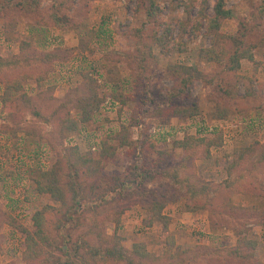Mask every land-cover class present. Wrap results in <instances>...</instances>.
I'll use <instances>...</instances> for the list:
<instances>
[{"label": "rangeland", "instance_id": "374dc122", "mask_svg": "<svg viewBox=\"0 0 264 264\" xmlns=\"http://www.w3.org/2000/svg\"><path fill=\"white\" fill-rule=\"evenodd\" d=\"M36 1L40 8L35 7L33 12L32 8L14 6L19 2L14 0V8L0 17V94L5 80L36 75V59L43 61L45 53L64 56L61 61H52L41 85L26 77L23 87L31 101L24 102L20 92L12 96L13 104L4 105L1 100L0 264H65L67 258L58 255H73L80 238L98 245L92 233L87 234L89 230L117 237L131 254L135 246L141 245L149 255L147 264H264V228L256 223L264 220V0H226L233 17L222 21L221 32L231 37L245 34L247 44L255 45L253 60L241 61L238 74L227 70L223 63L200 57V52L211 48L207 18L213 15L217 0ZM151 2L156 16L148 18L143 9H149ZM52 15H66L65 27L53 26ZM154 34L165 38L157 42L150 39ZM226 44L234 48L230 41ZM49 60L45 58L47 62L40 65L47 69ZM141 64L143 71L137 67ZM178 66L186 67L193 79L191 98L197 102L200 115L190 120L173 119L176 122L148 115L141 121L142 131H124L132 105L122 107L113 95L132 92L140 105L149 97L154 104H162L166 91L177 85L174 74ZM138 73L141 87L136 89L134 75ZM235 75L255 83L240 84L236 98L226 101L220 86H233ZM94 88L100 108L82 124L76 100ZM108 98L117 105L108 106ZM217 103L218 109H231L220 122L213 119ZM163 125L185 133L148 132L153 126ZM211 125L217 130L206 133L205 127ZM195 128L201 129V135L194 133ZM192 134L203 137L204 143L192 142L186 149L173 146ZM125 136L131 140L147 136L160 156L153 149L128 156L127 148L120 146ZM218 136L223 144L211 147L219 142ZM104 139L114 146V157L105 167L108 173H123L133 162L140 168L161 157L162 165L177 175V182L162 177L144 184L147 188L171 187V191L181 194L163 210L171 219L166 231L159 222L151 227L143 224L142 196L127 189L109 204L81 213L82 227L58 231L70 198L64 188L63 199L57 193L54 199L45 192L50 187L45 175L54 166L65 169L73 148L85 154ZM239 148L248 149V156L241 165L227 170L229 156ZM80 178L84 190L93 184L89 176ZM200 203L212 204V216L208 210H200ZM234 204L249 210L232 211L229 208ZM191 207L199 209L190 212ZM251 207L257 208L255 213ZM113 210H122L117 227L110 222ZM38 213H45L44 217L33 220ZM34 221L40 222L45 233L44 239L36 238L37 248L30 247L32 242L26 240L27 233L34 230ZM96 264L126 262L98 260Z\"/></svg>", "mask_w": 264, "mask_h": 264}, {"label": "trees", "instance_id": "16d2710c", "mask_svg": "<svg viewBox=\"0 0 264 264\" xmlns=\"http://www.w3.org/2000/svg\"><path fill=\"white\" fill-rule=\"evenodd\" d=\"M14 0H0V17H5L8 11H11L14 7ZM226 0H217L214 5V13L211 17L207 18V36L211 37V48L207 50H203L200 52V57L215 63H223L226 66V69L230 72H237L240 69V62L243 60L252 61L253 55L251 53L252 49L255 48V45H248L247 42L243 39L244 36L240 35L239 37H231L227 34L221 32L222 21L225 19H230L233 17L232 12L226 8ZM14 6H23L27 8H32L34 12L35 7L40 8V3L36 0H19V2H15ZM149 9H143L148 13V18H152L156 16V12L153 10V2L150 3ZM154 11V12H153ZM66 17V15L64 16ZM64 17L59 15V17L52 15V20L54 21L53 26H57L59 28L65 27L67 24V20ZM52 21V22H53ZM7 32V30H6ZM140 35V31L136 32ZM140 33V34H139ZM165 36L157 37L155 34L150 37L157 42H162ZM230 41V45L232 47H226V43ZM229 45V46H230ZM64 56V55H63ZM60 53H45L44 59L41 61L40 59H36L37 61V73L27 74L25 76H14L11 77L8 81H4L3 84V94L1 96V100L4 102V105L8 103H14L12 101L14 93L20 92V98L23 99L24 102L31 101L32 98L29 97L24 91V82H26L27 78H34L33 80L39 85L43 79L47 76L48 71L52 68V63L54 61L62 60ZM48 68H43L40 64H44L45 58H49ZM138 58V57H137ZM53 61V62H52ZM143 63V60L139 61ZM139 70H142L141 66H137ZM186 67L178 66L176 67L174 78L177 80V85L171 89L166 91V96L161 104H154L153 99H147V101H142V105L137 103V99L134 98V94L132 92L128 93H115L113 98L120 103V105H132L131 113L129 115V124L127 127H123V130H129L131 127L138 126L144 116L157 115L159 117H165L170 119H194L198 115H200V108L194 100L191 98V84L192 77L187 74ZM143 71V70H142ZM141 71V73H142ZM134 75V79H136L135 83H138L139 74ZM238 74V73H236ZM173 75V73H172ZM232 82V81H231ZM253 83L252 79L246 78L242 75H235L233 86L223 88V85L220 86V91L225 96L226 101H233L236 98L239 85L247 86L249 83ZM136 85V84H135ZM137 87H141V83L136 85ZM135 89V87H134ZM132 91V90H131ZM89 94H86L82 98L76 100V108L79 111V122L85 124L89 122L90 119L97 113L99 110V98L96 89H91ZM145 95H147V90L144 89L142 91ZM135 93V92H134ZM48 100L53 99V97L47 96ZM219 103L215 104V110L217 111V115L214 116V120L223 121L224 118L230 114V108H222L218 109ZM16 109V107L14 106ZM77 123V121H75ZM74 123L73 127L76 128V124ZM18 130L20 129L19 125H16ZM23 131V130H21ZM146 132V131H145ZM147 133V132H146ZM147 136L150 135L147 133ZM147 136L142 140H131L128 137H123L121 140L120 146H125L128 150V156H133L136 153L145 154L149 150L157 152L160 156L161 152L156 150V144L148 140ZM221 136V135H220ZM218 136V137H220ZM205 137V136H204ZM201 141L204 143L203 137H197L195 135L184 136L181 141L174 142L173 146L179 148L182 147L186 149L190 143ZM206 143V142H205ZM193 144V143H192ZM209 146V143H206ZM222 144V138L220 137L219 142L212 144L211 147H220ZM155 145V147H154ZM148 149V150H147ZM147 150V151H146ZM249 150L246 148L235 149L234 153L229 156V162L227 170L231 168H235L243 163L244 157L248 156ZM72 158H67L65 162V169H58L54 166L49 173L45 176H48V181L50 187H46L45 192H48L52 198H56V193L60 198H64L61 194L62 189L64 188L66 192H68L70 198V205L67 206L66 210L62 213V221L57 226L59 232H63L66 229H78L82 227L84 223L80 224L79 215L83 213L86 209L90 210L94 208V206H99L103 203L109 204L110 201H114L117 196H121V192H124L127 189L129 192H135L142 196V209L145 211V220L143 221L146 227H151L154 222H159L163 229L166 231L168 223L170 222V217L164 214L163 210L168 203L176 202V200L181 197L180 192L175 190L171 191V187H165L163 185H155L153 187H144L146 183H154L156 179H160L162 177H170L173 182L179 181L177 175L171 174L169 169H166L162 165L161 157L157 158L155 161L151 162L149 165H145L139 168L137 163L133 162L129 165L126 170L122 172L114 171L112 173L106 172V164L110 162L114 157V146L110 145L107 140H102L96 147V150L89 151L85 154H80L77 148H73L71 152ZM72 159V160H71ZM264 157L262 156V159ZM60 165V164H58ZM57 165V166H58ZM66 171H68L66 173ZM43 175V176H44ZM81 176H89L93 178V184L87 186L88 189L84 190L85 186L81 181ZM58 185V187H55ZM43 190V189H42ZM205 189H202L204 192ZM140 202V201H139ZM227 205L226 207L229 208ZM232 211H248L249 209L246 207H239L235 205H231ZM192 210H196L199 208H189ZM94 210V209H93ZM123 210V209H122ZM122 210H113L112 222L115 227L119 225L120 218L119 216L122 214ZM200 210H208L210 216H212L213 206L209 203H200ZM251 211L257 210L255 207H251ZM259 213L258 216L261 214ZM45 213H38L34 216L33 220H37V218L44 217ZM257 215V214H256ZM264 215V212H262ZM117 217V218H116ZM212 218V217H211ZM209 218L210 223H213L212 219ZM108 221V220H107ZM35 227L31 234L27 233V241L32 242L33 248H37L38 241L36 238L41 239L43 236L44 230L42 226L39 225L37 221H34ZM257 225H261L264 228V220L256 221ZM214 226V224H212ZM211 225V227H212ZM93 230V226L89 227ZM95 228V227H94ZM99 232V231H97ZM94 230L87 231V234L92 233V236L95 240V244L93 245L88 242L84 237L80 238L76 241L75 251L73 255H68L64 253L67 258V262L65 264H96L98 260L105 261H113V262H126V264H147L146 258L149 256L148 253L143 249L141 245L134 247V253L131 254L125 249L121 243L118 242L117 237L107 236L100 231L99 233ZM105 235V237H104ZM63 236V235H62ZM46 238V237H45ZM64 238V237H63ZM67 238V237H66ZM101 238V239H100ZM42 239H44L42 237ZM68 243V242H67ZM28 244V243H27ZM111 244V245H110ZM102 245H105L102 247ZM249 245L254 247L255 243L253 241L249 242ZM29 249V245L27 247ZM64 248H61L59 251L61 252ZM141 251V252H140ZM40 256V255H36ZM56 256V255H55Z\"/></svg>", "mask_w": 264, "mask_h": 264}, {"label": "built area", "instance_id": "2783aa9c", "mask_svg": "<svg viewBox=\"0 0 264 264\" xmlns=\"http://www.w3.org/2000/svg\"><path fill=\"white\" fill-rule=\"evenodd\" d=\"M105 103L108 105V106H111V105H117V103H114L112 100H110L109 98L105 101ZM142 125H140V130H141ZM230 128H234V127H230ZM180 130V129H179ZM205 130L208 131L206 133H213L217 130V126H214V125H211V126H208V127H205ZM149 133H151L152 135H155V134H174V132L178 133V134H184L185 132H181V131H178L176 129V127L174 129H171V127H168L166 125H163V126H153L151 127L149 130H148ZM201 129L200 128H195V134H199L201 135ZM167 141H170L169 138H167ZM91 150L94 151L96 150V147H91Z\"/></svg>", "mask_w": 264, "mask_h": 264}, {"label": "crops", "instance_id": "0c3cea01", "mask_svg": "<svg viewBox=\"0 0 264 264\" xmlns=\"http://www.w3.org/2000/svg\"><path fill=\"white\" fill-rule=\"evenodd\" d=\"M81 74V73H80ZM254 82V81H253ZM255 83V82H254ZM2 94H3V91H2V93L0 94L1 96H2ZM1 98V97H0ZM0 106H1V99H0ZM8 115V114H7ZM173 120V119H172ZM173 121H175L176 122V120H173ZM178 122V121H177ZM140 125H142V127L144 128V126H143V124H139L138 126H135V127H131V128H134L135 130H137V129H139L140 128ZM143 128H141V131H142V129ZM193 130V129H192ZM195 130V129H194ZM194 133H195V131H194ZM223 144V143H222ZM92 147H94V146H92ZM95 147H97V145H95ZM91 149V148H90ZM234 205H236V204H234ZM242 206H244V205H242ZM175 213V212H174ZM174 213H172V216H174L175 214ZM188 213V212H187Z\"/></svg>", "mask_w": 264, "mask_h": 264}]
</instances>
